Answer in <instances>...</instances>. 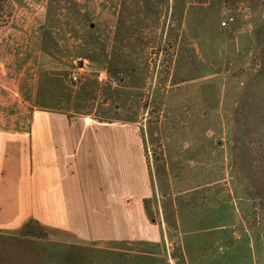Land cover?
<instances>
[{
	"label": "rangeland",
	"instance_id": "374dc122",
	"mask_svg": "<svg viewBox=\"0 0 264 264\" xmlns=\"http://www.w3.org/2000/svg\"><path fill=\"white\" fill-rule=\"evenodd\" d=\"M236 1L227 27L220 26L227 0H8L2 18L1 111L47 106L137 128L152 189L148 211L173 257L164 253L161 264H182L194 251L180 242L184 210L193 218L215 202L234 210L225 238L241 235L264 264V0ZM72 55L85 63L75 85ZM100 70L110 78L104 85ZM212 214L200 223L219 220ZM27 232L17 234L47 235L32 224ZM124 256L0 234V264L136 263Z\"/></svg>",
	"mask_w": 264,
	"mask_h": 264
},
{
	"label": "crops",
	"instance_id": "0c3cea01",
	"mask_svg": "<svg viewBox=\"0 0 264 264\" xmlns=\"http://www.w3.org/2000/svg\"><path fill=\"white\" fill-rule=\"evenodd\" d=\"M213 1L217 4L218 0ZM227 1L231 13L239 1ZM221 10L220 3L219 19ZM114 15L122 20L121 11ZM23 30L25 36L31 34ZM30 37L36 38L32 42L36 46L40 32ZM72 58L71 63L78 67L68 68L83 71L81 57ZM38 62L31 65L47 69ZM24 84L18 86L21 93ZM15 110L17 113L0 110V234L31 242L92 245L119 258L122 254L134 257L135 264H161L164 253L173 260L164 246L168 237L160 234L148 211L152 189L136 127L47 106ZM200 208L193 218L184 210L187 215L178 221L184 229L182 249H194L186 250L182 264L260 263L250 243H239L241 235L235 233L229 241L225 238L227 228L235 222L230 203L215 202L204 213ZM214 211L221 213L219 220L211 225L200 223L202 215L210 219ZM29 220L47 235L17 234ZM222 239L227 244L221 243Z\"/></svg>",
	"mask_w": 264,
	"mask_h": 264
},
{
	"label": "built area",
	"instance_id": "2783aa9c",
	"mask_svg": "<svg viewBox=\"0 0 264 264\" xmlns=\"http://www.w3.org/2000/svg\"><path fill=\"white\" fill-rule=\"evenodd\" d=\"M234 21V17L232 15V13H230L229 11H225L224 12V16L222 17V19L220 20V26L221 27H227L229 26L232 22ZM96 81H98L101 85H104L106 83L109 82V77L106 74V71L104 70H100L96 73ZM68 80L71 84H78L79 80H80V74L77 71H72L69 73L68 75Z\"/></svg>",
	"mask_w": 264,
	"mask_h": 264
},
{
	"label": "trees",
	"instance_id": "16d2710c",
	"mask_svg": "<svg viewBox=\"0 0 264 264\" xmlns=\"http://www.w3.org/2000/svg\"><path fill=\"white\" fill-rule=\"evenodd\" d=\"M7 4H8V0H0V27L3 24L2 18L6 17L7 15ZM2 21V22H1ZM35 221L29 220L26 224L25 227L23 229H21L22 232L24 233H29L27 232V228ZM36 223V222H35ZM31 233V232H30ZM33 237H41V236H36V235H32ZM45 236V235H43Z\"/></svg>",
	"mask_w": 264,
	"mask_h": 264
}]
</instances>
